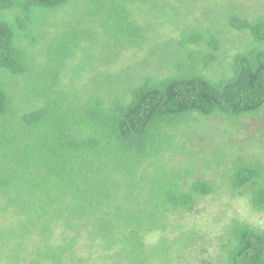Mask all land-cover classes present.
I'll list each match as a JSON object with an SVG mask.
<instances>
[{
  "label": "trees",
  "instance_id": "trees-1",
  "mask_svg": "<svg viewBox=\"0 0 264 264\" xmlns=\"http://www.w3.org/2000/svg\"><path fill=\"white\" fill-rule=\"evenodd\" d=\"M233 3L224 28L155 38L149 58L168 73L141 75L110 66L152 29L211 24L148 18L173 0H0V264H188L205 238L182 221L201 199L264 212V125L251 158L201 127L220 118L228 135L264 112V13ZM229 29L247 41L212 77ZM211 132V153L190 147ZM214 240L209 264H264V229L234 219Z\"/></svg>",
  "mask_w": 264,
  "mask_h": 264
},
{
  "label": "rangeland",
  "instance_id": "rangeland-1",
  "mask_svg": "<svg viewBox=\"0 0 264 264\" xmlns=\"http://www.w3.org/2000/svg\"><path fill=\"white\" fill-rule=\"evenodd\" d=\"M166 1L168 0H164V2ZM173 1L176 3V8L172 7L171 9L164 10H154L155 8H152L151 14L150 16H148V18L152 20V15L154 16V14L157 17H162L163 15H165V13H171L172 10L173 12H175V14L179 11L184 13L185 10L190 11L187 21H193L194 19H197L202 20V23L211 25H168V31H165L164 29L163 31L165 32L163 33L161 31L157 32L152 29L153 32L151 33V36H153L154 38L150 39L151 44H149L148 47L141 49L140 51L133 50L124 54L123 57L120 58L115 65L112 64L110 66L112 70H114L115 72L122 71L125 70L126 67L138 66L141 62L140 65L147 68H145L144 71L140 67H138V69H134L138 73H141V75H158L160 72L162 75H164V73H168L167 69L165 68V70L162 71V68L156 67V58H149L151 48L154 43H156L155 38L162 40V37L167 38V36H169L170 34V36L180 39L183 29L188 30V27L189 32H192L196 29L206 30V26L224 28L223 23L225 22V20H221L222 17L219 15L222 14V11L225 10V5H229L230 2H234L233 4L235 5L238 3L239 10L241 11L248 13H251V11H253L252 14L257 13L255 16H258L260 14L259 11L255 10L262 6V12L264 13V0H199L198 3L195 0H186V2H181V0ZM171 19L174 20V17H172ZM246 36V34L229 29V33L224 36V41L226 42V56L223 55L224 59H221L220 62L215 64V68L211 70L212 77L220 73V71L225 70V68L229 67L227 63H229L231 57L236 54L238 49H242L241 40L237 39L241 38L244 41H247ZM142 60L146 62V65H143ZM147 61L149 63H147ZM107 64L108 63H106V67L108 66ZM68 67L70 66L68 65ZM134 70L131 69V71L133 72ZM123 89H125V87L121 88V90ZM241 123L242 124L238 129L231 131V133H229L228 135H225V131L228 127L220 118L207 120L206 123H202L201 127L206 126L208 129L215 130L217 132L214 133L215 135H218V137H216L213 141L214 145H218V141H222L223 143L227 142L225 146L227 153L233 155V153L239 152V156L251 158L253 154H255L254 152L256 150L254 146H252V144L256 143L261 138L259 131L264 125V112L262 115L256 118L248 117L242 120ZM211 135L212 132L209 134L207 133L205 138H201L202 142L200 144H196V142H193L190 144V147H192L195 151L203 150L206 153H211L210 150L205 147V145H203L210 142L208 137ZM185 157L188 158L187 155H185ZM230 162V158L226 159L224 161L223 167ZM219 171V168L213 171H209L207 170V168L202 167L200 172L198 173V177L215 179ZM219 181H221V183L223 182L221 179H219ZM234 219L246 222L256 228L264 229V212L254 211L246 198L230 199L228 195L224 194L223 197L213 195L211 197L201 199L197 203L194 211L191 214H188L182 221V224L186 227V231H189L192 228H196L205 238L203 242L197 243L196 247H200L198 252H193V254L190 252V254L188 255V264H200L203 262L205 264H209L211 256L209 254V249H211L212 252L213 249H215L213 246V243H215L214 239L220 234L223 226ZM158 236L159 235L157 233L152 234L150 236V241H158ZM202 246H204L205 250H208L207 256H201V254L199 256V252L202 250Z\"/></svg>",
  "mask_w": 264,
  "mask_h": 264
}]
</instances>
